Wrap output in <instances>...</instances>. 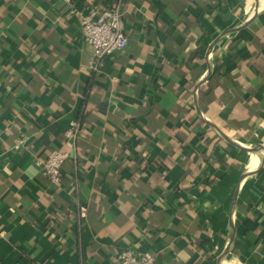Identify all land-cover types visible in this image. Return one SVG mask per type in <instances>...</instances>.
Instances as JSON below:
<instances>
[{
  "label": "crops",
  "instance_id": "1",
  "mask_svg": "<svg viewBox=\"0 0 264 264\" xmlns=\"http://www.w3.org/2000/svg\"><path fill=\"white\" fill-rule=\"evenodd\" d=\"M94 5L128 37L97 68L69 14ZM55 148L57 186L38 164ZM127 247L264 264V0H0V264Z\"/></svg>",
  "mask_w": 264,
  "mask_h": 264
},
{
  "label": "built area",
  "instance_id": "2",
  "mask_svg": "<svg viewBox=\"0 0 264 264\" xmlns=\"http://www.w3.org/2000/svg\"><path fill=\"white\" fill-rule=\"evenodd\" d=\"M70 2V0H65ZM69 14H74L79 20L83 41L94 50L93 68H97L99 61L104 56L116 54L123 50L128 43V37L121 25V9L119 5L113 7H100L94 5L87 10L71 9ZM78 121L72 120L64 131L66 138L74 139L78 130ZM18 144L15 145V148ZM69 157L68 151L55 148L46 159L38 162L42 173L48 181L57 186L61 179V168ZM117 264H155V255L147 251H137L124 248L117 254Z\"/></svg>",
  "mask_w": 264,
  "mask_h": 264
},
{
  "label": "water",
  "instance_id": "3",
  "mask_svg": "<svg viewBox=\"0 0 264 264\" xmlns=\"http://www.w3.org/2000/svg\"><path fill=\"white\" fill-rule=\"evenodd\" d=\"M198 113H199V115L202 117V119L205 121V122H207V123H209V121L206 119V118H203V116L201 115V112L198 110ZM214 126V128H216L217 130H218V132L222 135V136H224L228 141H230L231 143H233L234 145H236V146H238L239 148H241V149H244V150H247V151H249V152H255V151H257L258 150V148H247V147H245V146H242V145H240V144H238V143H235V142H233L232 140H230L229 138H228V136L220 129V128H218L216 125H213Z\"/></svg>",
  "mask_w": 264,
  "mask_h": 264
},
{
  "label": "rangeland",
  "instance_id": "4",
  "mask_svg": "<svg viewBox=\"0 0 264 264\" xmlns=\"http://www.w3.org/2000/svg\"><path fill=\"white\" fill-rule=\"evenodd\" d=\"M241 144H244V145H246V146H249V147H251V148H258V149H260V145H258V144H255V143H247V142H245L244 140H240V139H237ZM247 151V150H246ZM247 152H249V151H247ZM245 155H247L246 153H242V160L243 161H245V159L248 157H245V158H243Z\"/></svg>",
  "mask_w": 264,
  "mask_h": 264
},
{
  "label": "bare ground",
  "instance_id": "5",
  "mask_svg": "<svg viewBox=\"0 0 264 264\" xmlns=\"http://www.w3.org/2000/svg\"><path fill=\"white\" fill-rule=\"evenodd\" d=\"M253 163H254V162H253ZM252 166H253V164H250V165L248 166V168H249V169H251V168H252Z\"/></svg>",
  "mask_w": 264,
  "mask_h": 264
}]
</instances>
